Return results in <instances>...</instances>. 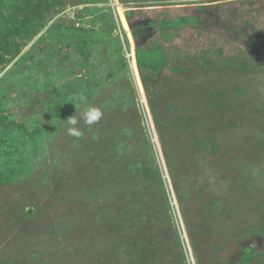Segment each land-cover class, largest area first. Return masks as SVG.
I'll list each match as a JSON object with an SVG mask.
<instances>
[{"label": "rangeland", "instance_id": "1", "mask_svg": "<svg viewBox=\"0 0 264 264\" xmlns=\"http://www.w3.org/2000/svg\"><path fill=\"white\" fill-rule=\"evenodd\" d=\"M47 1L0 17V264H264V37L150 99L122 24L199 0Z\"/></svg>", "mask_w": 264, "mask_h": 264}, {"label": "trees", "instance_id": "2", "mask_svg": "<svg viewBox=\"0 0 264 264\" xmlns=\"http://www.w3.org/2000/svg\"><path fill=\"white\" fill-rule=\"evenodd\" d=\"M4 2L0 0V17L5 16ZM195 2H175L184 6L162 8L155 18L139 22L136 10H131L122 24L134 31L136 65L150 99L155 95L154 84L184 82L264 37V0L225 4ZM58 3L54 0L45 4L49 9ZM37 32L33 30L32 36ZM27 33L0 25V71L15 47L19 49L14 38ZM1 136L0 133V151L9 141ZM5 171L0 170V183L16 181V167ZM5 174L10 175L7 180ZM248 248L250 252H245L250 256L253 248Z\"/></svg>", "mask_w": 264, "mask_h": 264}, {"label": "clouds", "instance_id": "3", "mask_svg": "<svg viewBox=\"0 0 264 264\" xmlns=\"http://www.w3.org/2000/svg\"><path fill=\"white\" fill-rule=\"evenodd\" d=\"M76 99L79 102L86 103L85 98L83 96H79ZM102 117H103V111L100 107L88 105L80 113L79 117L73 115L66 120L67 121L66 133L68 136L79 140L84 136V130L80 127V124L83 123L85 126H87V128L91 129L92 126L100 122ZM96 138L97 137L93 136V139Z\"/></svg>", "mask_w": 264, "mask_h": 264}]
</instances>
